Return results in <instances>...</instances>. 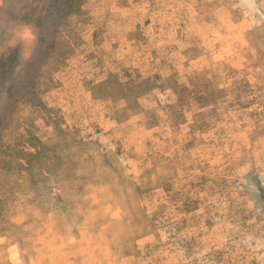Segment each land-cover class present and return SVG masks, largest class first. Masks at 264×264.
Listing matches in <instances>:
<instances>
[{
  "label": "rangeland",
  "instance_id": "1",
  "mask_svg": "<svg viewBox=\"0 0 264 264\" xmlns=\"http://www.w3.org/2000/svg\"><path fill=\"white\" fill-rule=\"evenodd\" d=\"M238 2L7 0L58 37L39 74L0 64V238L25 264H163L169 224L230 222L264 148V19Z\"/></svg>",
  "mask_w": 264,
  "mask_h": 264
},
{
  "label": "clouds",
  "instance_id": "2",
  "mask_svg": "<svg viewBox=\"0 0 264 264\" xmlns=\"http://www.w3.org/2000/svg\"><path fill=\"white\" fill-rule=\"evenodd\" d=\"M6 2L0 0V64L16 52L18 66L34 67L39 74L55 55L58 39L55 29L49 30L47 40L36 30L31 17L42 12L43 5H34L30 11L21 9L23 15H19L17 11H6ZM236 6L257 11L264 19V0H239ZM48 13L42 16L46 25L51 14ZM17 30L23 31L18 33ZM257 155L256 161L241 159L237 164L246 172L236 174L233 195L219 209L229 214L230 222L226 218L204 241L193 239L195 231L191 228L175 231L169 224L167 258L163 264H264V148ZM0 248L11 252L0 264H25L16 255L18 249H23L21 242L0 238Z\"/></svg>",
  "mask_w": 264,
  "mask_h": 264
}]
</instances>
